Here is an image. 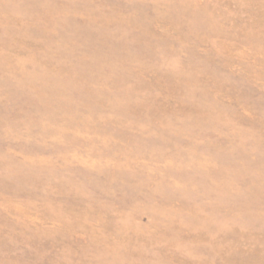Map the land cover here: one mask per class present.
<instances>
[{
    "label": "rangeland",
    "instance_id": "rangeland-1",
    "mask_svg": "<svg viewBox=\"0 0 264 264\" xmlns=\"http://www.w3.org/2000/svg\"><path fill=\"white\" fill-rule=\"evenodd\" d=\"M0 264H264V0H0Z\"/></svg>",
    "mask_w": 264,
    "mask_h": 264
}]
</instances>
